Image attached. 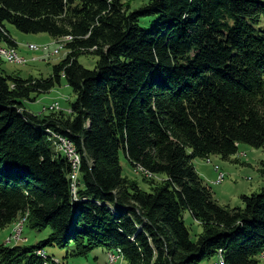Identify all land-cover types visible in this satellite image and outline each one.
<instances>
[{
	"label": "trees",
	"instance_id": "obj_1",
	"mask_svg": "<svg viewBox=\"0 0 264 264\" xmlns=\"http://www.w3.org/2000/svg\"><path fill=\"white\" fill-rule=\"evenodd\" d=\"M5 25L68 40L70 54L46 81L0 76V230L26 215L31 230H49L30 247L7 238L0 264H63L37 255L46 246L80 258L102 249L124 264H201L219 251L226 264H258L264 187L226 210L193 161L264 147V0H151L132 13L119 0H0V39L15 47ZM91 49L100 60L89 71L78 58ZM61 73L71 113L25 112ZM48 131L72 144L77 170ZM121 153L152 175L143 179L166 180L139 189ZM186 213L204 229L197 241Z\"/></svg>",
	"mask_w": 264,
	"mask_h": 264
},
{
	"label": "rangeland",
	"instance_id": "obj_2",
	"mask_svg": "<svg viewBox=\"0 0 264 264\" xmlns=\"http://www.w3.org/2000/svg\"><path fill=\"white\" fill-rule=\"evenodd\" d=\"M150 1L151 0H119V4L127 7L128 13H132L147 6ZM151 20L152 18L142 19L140 24L144 28H149ZM5 26L12 38L11 41H15L16 43L14 48L17 49V53L21 57L27 60V63L21 66L0 59V76L3 78L10 77L13 80L22 82L29 80L46 81L53 77L54 67L61 64L70 54L69 50L66 49V42H69L68 40H54L46 34L26 35L17 31L13 26ZM30 45L37 46L39 51H31L29 49ZM0 46L11 47L2 39H0ZM56 51H58L57 54L55 53ZM94 52L95 50L92 49L84 52V55L78 58L79 65L86 70H94L100 60ZM74 99L75 94L65 82L64 74L61 73L60 84L47 92H33L29 96L30 101H24V111L34 116L48 115L51 112L69 114V106ZM55 103L59 104L57 105L58 109L53 110L51 106ZM54 134L59 136L56 133ZM54 134L48 131V141L54 146L56 145V149H60L63 146V153L66 157H69V152L65 148V146L67 147L68 145H65V143L58 145L56 139L53 137ZM59 137L64 139L61 136ZM57 152L58 151H56V153ZM120 162L124 178L136 184L139 189L147 193H150L153 188L160 186L166 180L162 175H156L152 181L143 179V177L137 174L144 173V175L149 178H151L152 175L144 172L142 169L136 170L135 173L122 153L120 154ZM262 162H264V147L256 149L242 144L236 156L227 159L211 156L208 160L197 158L193 161V166L204 184L211 190L216 203H218L220 207L231 211L235 208L244 207L242 201L243 196L257 194L264 187V180L260 172ZM219 173L224 175L222 181L218 180ZM27 217L28 215L23 218L20 217L6 229L0 230V244L6 243L7 238H9V243L13 244L20 241V244L15 245L30 247L38 244L42 240H46L49 235V230L42 233L31 230L28 228ZM184 223L189 229L192 241H197L198 237L204 232L202 225L195 221L189 213L184 215ZM20 228H22L23 231L18 238ZM15 240L18 242H15ZM38 252L41 254L44 253L43 255L45 258L47 257L45 254L46 252L48 256L56 257L63 264H124L122 259H114V261H112V257L110 259L111 253L105 252L102 249L94 250L87 258L76 257L73 256L70 251L51 246H46L44 250H39ZM38 252L37 255H39ZM257 262L258 264H264V253L258 257ZM201 264L226 263L222 251H219L210 261H204Z\"/></svg>",
	"mask_w": 264,
	"mask_h": 264
},
{
	"label": "bare ground",
	"instance_id": "obj_3",
	"mask_svg": "<svg viewBox=\"0 0 264 264\" xmlns=\"http://www.w3.org/2000/svg\"><path fill=\"white\" fill-rule=\"evenodd\" d=\"M29 49L31 50V51H35V52H37V51H39V48L37 47V46H34V45H30L29 46ZM56 54L58 53V51H56L55 52ZM8 55H10V56H12L13 58H11V57H9ZM0 59H2V60H4V61H6V62H8V63H11V64H16V65H21V66H23V65H25L26 63H27V60L25 59V58H23V57H21L18 53H17V49L16 48H14V47H1L0 46ZM57 103H55V104H53L52 106H51V109H53V110H56V109H58V107H57V105H56ZM53 137L56 139V141H57V143H58V145H62L63 143H65V145H68V141L67 140H65V139H61L59 136H57V135H53ZM71 144V143H70ZM56 146V145H55ZM60 147V146H59ZM65 148L67 149V151L69 152V157L67 156L66 157V155L63 153V151H62V149H64V147L62 146L60 149H57L59 152H62V154L72 163V166H73V168L75 169V170H77L78 169V167H79V157H78V155L76 154V152H75V149H74V157L73 156H71L70 155V151L68 150V146L66 147L65 146ZM74 148V147H73ZM217 171H218V169H217ZM76 172H74L73 173V175H72V177H76ZM219 175H220V173H219ZM224 179V175H221L219 178H218V180H223ZM76 190V189H75ZM22 231H23V229L22 228H20V231L18 232V235L20 236L21 234H22ZM13 234V233H12ZM19 236H18V238H19ZM14 240V239H13ZM14 242V241H13ZM15 242H18V241H16L15 240ZM20 242V241H19ZM19 242L17 243V244H19ZM21 243V242H20ZM41 252V251H40ZM40 252H38V254L39 255H43V254H41ZM44 252V251H43ZM118 252V251H117ZM121 255V254H120ZM44 256V255H43ZM122 257V256H121ZM118 259H119V256H118ZM117 259V260H118ZM112 261H114V260H112ZM111 261V262H112ZM220 262V261H219ZM112 264V263H111Z\"/></svg>",
	"mask_w": 264,
	"mask_h": 264
},
{
	"label": "built area",
	"instance_id": "obj_4",
	"mask_svg": "<svg viewBox=\"0 0 264 264\" xmlns=\"http://www.w3.org/2000/svg\"><path fill=\"white\" fill-rule=\"evenodd\" d=\"M9 57H11V58H13L12 56H10V55H8ZM14 59V58H13ZM56 105H59V104H56ZM69 113H71V111L69 110ZM68 150L70 151V155L71 156H73L74 157V148H73V146H72V144H70V143H68ZM221 175H223V174H220L219 176H218V178L221 176ZM19 236V235H18ZM42 254H44V253H42ZM111 257H112V260H114V259H118V256H116L115 254H113V253H111V255H110V259H111Z\"/></svg>",
	"mask_w": 264,
	"mask_h": 264
}]
</instances>
